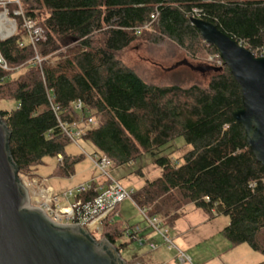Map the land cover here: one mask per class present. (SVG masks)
<instances>
[{
    "label": "trees",
    "instance_id": "trees-1",
    "mask_svg": "<svg viewBox=\"0 0 264 264\" xmlns=\"http://www.w3.org/2000/svg\"><path fill=\"white\" fill-rule=\"evenodd\" d=\"M20 2L26 16L45 30L47 41L38 46L42 70L30 63L35 52L30 45L20 46L21 35L0 44L14 69L0 72L7 78L0 83V102L17 104L0 109V119L10 134L8 149L18 177L46 158L57 159L56 176L73 177L85 156L67 155L72 142L59 122H76L86 130L83 141L114 166L133 164L145 154L157 158L162 176L147 180L133 196L150 217L174 224L191 204L210 215H225L230 218L226 238L264 256V167L233 118L242 108L241 88L225 64L218 65V49L191 22H210L261 57L264 0ZM136 42H172L193 59L206 52L214 58L206 67L218 71L210 72L207 86L148 84L120 57ZM17 68L25 73L11 80ZM77 102L82 111L73 107ZM53 105L62 113L56 115ZM179 138L192 149L174 158L167 151ZM136 174L144 177L142 170ZM115 213L103 222L96 240L106 239L119 251L128 246L123 240L132 227Z\"/></svg>",
    "mask_w": 264,
    "mask_h": 264
},
{
    "label": "rangeland",
    "instance_id": "rangeland-1",
    "mask_svg": "<svg viewBox=\"0 0 264 264\" xmlns=\"http://www.w3.org/2000/svg\"><path fill=\"white\" fill-rule=\"evenodd\" d=\"M122 61L133 69L146 83L158 86H182L192 85L207 86L212 73L193 71L184 65L188 61L195 67H206L211 56L202 52L195 59L188 56L172 42H164L156 45L149 42H136L120 55ZM25 70H20L11 76L15 80L22 76ZM16 101L0 102V109H14ZM172 149L167 153L174 158H181L191 151L183 138L177 139ZM68 156L85 158L79 162L75 169V175L71 178L56 176L58 161L56 158H46L43 164L37 166L30 174L21 177L29 184L28 192L31 197V206L38 204L33 195L37 192L34 183L39 187L51 186L56 192H63L90 181L97 175L90 156L99 155L96 149L83 140L77 144L71 143L66 148ZM156 157L145 154L135 163L126 166H114L111 176L119 181L125 188L140 190L147 180L153 181L162 176L161 170L156 165ZM142 170L144 177L136 174ZM117 220L125 226H139L144 231L149 229V224L141 214L138 207L130 200L119 205L116 211ZM230 224V218L217 213L207 214L194 205H188L181 218L174 224L165 220V226L174 239L175 249L170 250L163 240L152 233V243L157 245V250H151L148 246H141L127 237L123 240L128 246L119 250L122 259L130 264H181L179 253L183 252L188 258L187 264H261L264 256L251 249L247 244L235 247L223 234L224 229ZM97 236V235H95ZM145 238V237H144ZM146 239V238H145ZM106 239H101V241ZM148 242L150 240L146 239ZM138 259H143V262Z\"/></svg>",
    "mask_w": 264,
    "mask_h": 264
},
{
    "label": "water",
    "instance_id": "water-1",
    "mask_svg": "<svg viewBox=\"0 0 264 264\" xmlns=\"http://www.w3.org/2000/svg\"><path fill=\"white\" fill-rule=\"evenodd\" d=\"M204 41L216 47L242 93V108L233 114L245 130V143L264 167V57L202 19L191 20ZM202 73L218 71L194 67ZM10 134L0 119V264H127L109 241L97 242L75 225L54 223L32 207L8 149Z\"/></svg>",
    "mask_w": 264,
    "mask_h": 264
},
{
    "label": "built area",
    "instance_id": "built-area-1",
    "mask_svg": "<svg viewBox=\"0 0 264 264\" xmlns=\"http://www.w3.org/2000/svg\"><path fill=\"white\" fill-rule=\"evenodd\" d=\"M152 18L155 19V16ZM17 35H21L23 39L20 44L21 47L30 45L35 52V57L30 63L42 70L44 59L38 53V46L47 41L45 30L26 16L20 0H0V44L15 38ZM261 57H264V54ZM213 60L214 58L211 57L209 61L213 62ZM222 62L223 60L220 58L218 65L222 66L224 63ZM13 70L0 47V72L9 73ZM16 70L20 69L17 68ZM6 79V76L0 75V83L5 82ZM73 107L77 111L83 110L82 102H77ZM53 111L56 115L62 113L60 108L54 105ZM59 123L64 134L72 143L77 144L78 140H83L86 130L80 128L79 123L66 124L61 121ZM88 124H94L93 120H89ZM57 158L59 161L64 160L62 155H58ZM89 158L97 171V175L86 183L59 193L51 186L45 189L39 187L37 183L32 186L37 188V192L33 191L38 204L35 206L36 208L41 209L54 223L78 226L96 240L95 235L101 232L103 222L116 212L120 204L127 200L134 203L135 189H127L119 181L112 178L111 170L114 164L110 158L101 155L90 156ZM19 178L28 189L29 184L21 175ZM206 200L209 201V199ZM139 210L148 222L151 232L156 233L170 250L175 249L174 239L170 236L164 219L160 216L150 217L146 210ZM141 233L142 229L139 226L132 227L127 231L126 237L141 246H148L151 250H157V245L148 242L141 236ZM178 258L181 264L189 262L183 252L179 253Z\"/></svg>",
    "mask_w": 264,
    "mask_h": 264
},
{
    "label": "crops",
    "instance_id": "crops-1",
    "mask_svg": "<svg viewBox=\"0 0 264 264\" xmlns=\"http://www.w3.org/2000/svg\"><path fill=\"white\" fill-rule=\"evenodd\" d=\"M151 235H152V232L150 229H148L147 231H144L142 229V233H141V236L145 237L146 239L150 240V242H152L153 239H151ZM141 261L143 262V259H138V261Z\"/></svg>",
    "mask_w": 264,
    "mask_h": 264
}]
</instances>
